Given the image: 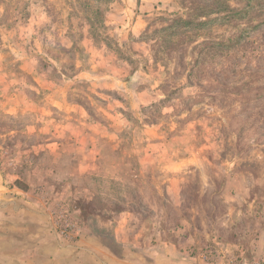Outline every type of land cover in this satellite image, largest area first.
Here are the masks:
<instances>
[{"label": "rangeland", "instance_id": "rangeland-1", "mask_svg": "<svg viewBox=\"0 0 264 264\" xmlns=\"http://www.w3.org/2000/svg\"><path fill=\"white\" fill-rule=\"evenodd\" d=\"M0 264H264V0H0Z\"/></svg>", "mask_w": 264, "mask_h": 264}]
</instances>
